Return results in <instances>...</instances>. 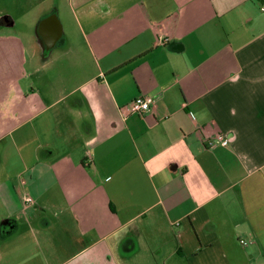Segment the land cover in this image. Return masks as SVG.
Instances as JSON below:
<instances>
[{"label":"crops","instance_id":"crops-1","mask_svg":"<svg viewBox=\"0 0 264 264\" xmlns=\"http://www.w3.org/2000/svg\"><path fill=\"white\" fill-rule=\"evenodd\" d=\"M53 1L0 17V264H264V0Z\"/></svg>","mask_w":264,"mask_h":264},{"label":"rangeland","instance_id":"rangeland-1","mask_svg":"<svg viewBox=\"0 0 264 264\" xmlns=\"http://www.w3.org/2000/svg\"><path fill=\"white\" fill-rule=\"evenodd\" d=\"M55 8L56 5L53 0L48 2L47 0H0V17L10 15L19 24H17L15 30L23 27V30L28 29L31 30V33H34L37 22L39 21V26L42 24V20H38V17L40 15H44L43 17L46 18L54 16ZM38 33L41 37L40 31Z\"/></svg>","mask_w":264,"mask_h":264},{"label":"built area","instance_id":"built-area-1","mask_svg":"<svg viewBox=\"0 0 264 264\" xmlns=\"http://www.w3.org/2000/svg\"><path fill=\"white\" fill-rule=\"evenodd\" d=\"M154 105V99L149 96H139L135 98L128 106H126L123 110L126 114H138L143 116L149 113L152 110ZM216 141L222 145L227 146L229 144L228 139L224 135H217ZM214 146L213 143L210 144ZM34 203L33 199L29 196L25 197V204L32 205ZM242 246H246L247 242L245 240L240 241Z\"/></svg>","mask_w":264,"mask_h":264},{"label":"water","instance_id":"water-1","mask_svg":"<svg viewBox=\"0 0 264 264\" xmlns=\"http://www.w3.org/2000/svg\"><path fill=\"white\" fill-rule=\"evenodd\" d=\"M40 33L43 35L48 48L53 47L61 33L55 18L44 21L40 26Z\"/></svg>","mask_w":264,"mask_h":264}]
</instances>
